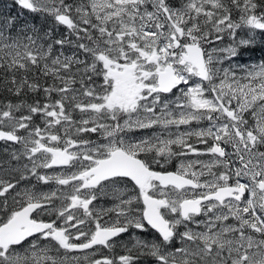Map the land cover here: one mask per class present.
<instances>
[{
    "label": "rangeland",
    "instance_id": "374dc122",
    "mask_svg": "<svg viewBox=\"0 0 264 264\" xmlns=\"http://www.w3.org/2000/svg\"><path fill=\"white\" fill-rule=\"evenodd\" d=\"M183 1L167 6L166 0H84L62 3L58 8V17L65 14L69 18L68 27L93 29L82 48L92 53L88 57L98 73L93 72L94 81L85 78L73 85L58 81V101L37 111L38 125L28 126L22 118L5 119L10 131L19 135V148L8 150L9 157L3 160L21 159L9 167L20 178L12 202L22 197L56 199L49 209L57 214V226L61 227L62 256L51 257L38 246L9 252L0 249V263L46 264L49 260L50 264H78V259L86 258L83 264H98L91 249L74 248L87 241L81 233L92 231L102 220V215L92 214L93 195L82 176L84 167L97 155L73 145L77 140L68 132L76 125L82 129L89 121L103 120L113 126L102 130L101 136L108 135L103 148L119 145L136 152L141 146L149 158L165 159L197 183L194 189L177 191L158 189L156 182H148L146 188L159 195L164 218L176 234L159 246L147 230L142 236L134 230L132 248L145 254L140 260L145 264H264V209L255 184V171L264 178V59L233 60L234 44L249 43L258 27L247 8L245 27H226L223 18L215 19L214 35L205 42V34L194 20L197 14L207 13L203 3L215 7L217 0ZM170 34L203 47L206 80H200L190 64H179L182 49L172 47ZM15 42L0 34V50L15 51L19 47ZM15 53L20 54V49ZM121 62L129 67V80L109 75L108 67ZM165 64L173 68L181 84L160 93L155 74ZM214 96L223 101V110ZM1 117L9 116L2 113ZM64 145H70L69 162L55 166L49 151L42 147L59 153ZM216 146L222 155L216 153ZM6 168L1 164L0 174L9 173ZM26 171L30 179L25 177ZM38 183H46V191L43 187L40 191ZM230 183L244 186L247 194L241 200L227 198L222 204L207 200L194 216L183 218L177 213L181 197L207 194ZM114 209L121 211L120 207ZM125 222L139 230L145 226L137 211Z\"/></svg>",
    "mask_w": 264,
    "mask_h": 264
},
{
    "label": "trees",
    "instance_id": "16d2710c",
    "mask_svg": "<svg viewBox=\"0 0 264 264\" xmlns=\"http://www.w3.org/2000/svg\"><path fill=\"white\" fill-rule=\"evenodd\" d=\"M83 1L0 0V34L16 41L19 45L16 49H20V54L15 53L16 49L12 52L5 47L0 50V128L10 130L9 125L5 123L7 118H22L28 126L35 124L37 111L46 103L50 108L58 101V81L69 83L68 85L85 78L94 81L93 76L98 71L91 66L93 59L88 57L92 53L82 48L90 41L86 36H89L93 29L84 30L80 25L68 27L69 24H64L57 16V10L62 3ZM183 2L166 0L165 3L167 6H178ZM217 2L215 7H208L203 3L207 13L197 14L194 20L205 34L202 36L205 42H209V35H214L211 32L215 19L223 18L226 27H245L243 14L249 8L247 13L256 23L257 33L247 44H234L233 60L263 61L264 0ZM69 56L74 59L69 61ZM44 63L49 64L50 68ZM2 113L9 117H1ZM38 124L40 123L35 125ZM68 135L73 136L69 132ZM12 148L14 147L9 150ZM3 149L7 151L5 147ZM3 155L0 154L2 157Z\"/></svg>",
    "mask_w": 264,
    "mask_h": 264
},
{
    "label": "flooded vegetation",
    "instance_id": "af4514ba",
    "mask_svg": "<svg viewBox=\"0 0 264 264\" xmlns=\"http://www.w3.org/2000/svg\"><path fill=\"white\" fill-rule=\"evenodd\" d=\"M176 41H177V46L175 48H177L178 46H181L182 51H183V48H182L183 44L196 43V42H185L184 43L182 42L181 38L179 40L177 39ZM199 46L203 48L201 45ZM180 55H181V52H180ZM121 63H117L115 67L119 68V65ZM110 67H113V66H110ZM110 67H108V70ZM128 71H129V67H128ZM215 99L218 102L221 109L223 110V107H224L223 101L219 100L217 97H215ZM111 123H112L111 121L106 122L103 120H96L95 122L89 121L85 125H83V126H86L87 128L81 129V125H76V129H74V131L69 130V133L73 135L71 137L77 140L76 141L77 143H74V142L72 143L73 145L76 146L78 144L79 147L87 148L88 155L90 154L97 155L93 163L84 167L82 176L85 177L86 183L88 184V187L91 189V192L93 195L92 196L93 199L91 200V207L95 209V211H93L92 214L102 215V220H100L99 224L94 226L92 231H86L84 233H81V238L84 239L85 237H87V241H81L80 244L74 245V248L75 249H83V248L91 249L93 251L92 257L93 259L97 260L98 264H145L144 261L140 260L142 255L145 256V254L142 253V255H140L138 253V250L135 249V247L132 248L133 239H132L131 234H133L134 230H135V233L141 236H142V232L144 233L145 230H147L146 232H149V236L150 234L154 236L155 238L154 242L159 243L160 244L159 246L166 244L168 240L170 238H174V235L176 234L175 227H171L173 231L172 235L167 237L166 239H161L160 236L146 224L145 226L143 225L144 226L143 229L140 228L139 230L137 229L138 226L132 225V223L130 222H127V223L125 222L126 217L135 211H137V213L141 215L142 217L143 205L141 201V196L145 194L150 197H154L156 199V207H157L158 212L163 218L166 216V214L163 211L162 206L160 207L162 202H161L159 195H157L150 189L146 188V186L148 185V182H150L151 180H147V182L142 187L135 186L128 179L123 178V177H111V178L101 180L95 184H91L90 176H87L84 173L88 168H90L91 166L95 164L97 159L106 157L108 153L114 149H121L129 155L139 158L143 162V164L151 170H156V171H169L170 170V171H175V172H178V171H176L173 164L166 163L165 159L162 160L161 157H155L154 159L149 158L148 157L149 154L144 153L141 150V146H139V150L136 152H133L132 150H126L119 145L109 147L108 149L103 148L101 144L104 140L107 139L108 135L101 136V133L103 132L102 131L103 129H108L110 127H113L111 126L112 125ZM10 132L17 135L16 142L0 140V154L1 155L4 154L3 157L0 156V159H1L0 165L2 164L3 166L8 167L6 169H8V172H9L6 174L5 172H3V175L0 174V180H3L6 182V183H0V225L3 224L7 219H9L17 210H19L25 204L35 202V203H38L39 205L29 213V219L33 221L46 222L48 223V226L44 230L30 235L16 244H10V245H7L6 247H0V249L3 251L9 252V251L16 250V249L20 250L26 247L33 248V247L38 246V250H44L45 253L49 254L51 257H60L62 256V246H63L62 244H64V240L61 238V231L59 229L61 227L57 226L59 224L58 220L56 219L57 214L52 213L49 209V206L56 205L55 203L56 199L48 200V199H45L44 197L23 199L22 197L12 202V200L15 198L13 194L16 193L14 189L17 187L16 185H19L20 178H19V174H16V171H13V169L9 170V167L11 168L10 165L16 164L21 159L19 158L9 159L8 162H4L5 160H3L5 158L4 156H6V158L9 157L7 153L10 147H14L12 148L13 150H16L17 148H19V142H18L19 135L16 132H13V131H10ZM3 147H5L7 151L3 149ZM69 147L70 145H64L61 147V150H60L61 153L65 152L64 154L67 155V163L69 162V159H70L68 155L70 151ZM42 148H44L46 151H49L50 158L52 159L55 165L56 163H55L54 158L58 155L57 151H54L52 148H49V147H42ZM82 157H84V155H82ZM24 162H28V161L25 159ZM25 173H26L25 177L30 179L31 177L29 176V172L26 171ZM23 180L25 179L23 178ZM257 180L264 181V178H260V176L258 175V177L256 178V181ZM23 183L26 184L25 181H23ZM37 185L40 191L42 190V187L45 188V190L43 191H46V188L48 187L46 183L44 184L38 183ZM228 185H232V183ZM155 187L158 189H168V188L175 189L172 186L161 187L157 183L155 184ZM184 188H187V187H183V188L175 189V190L181 191ZM234 193L235 195L237 194L236 192ZM258 193L261 196V192L259 190H258ZM246 194H247V190L244 187V190L242 191L238 199L241 200V198H243ZM203 195L204 194L202 195L192 194V195H185L181 198L182 199H193V198L201 197ZM57 197H60V194H58ZM181 198L179 202L182 200ZM226 199L227 198L223 199L218 204H222ZM212 201L214 202V200ZM4 202H5V205L3 206ZM179 202H178L177 213H179V215L183 218L198 214L200 210L203 208V206L205 205L204 202H201L199 203V211L197 213L185 212V214L182 215L179 209ZM43 207H46V210H44ZM119 207L121 208L120 212L114 209V208H119ZM98 212H102V214ZM117 216L120 217V221L118 222L115 221V218ZM164 219L166 220V218ZM109 220L111 221L113 220V222ZM89 224L91 225L92 222H90ZM102 229H110V230L112 229V230H115V232L111 237L104 239L102 241L101 237L103 236V234L107 233L106 231ZM76 236L77 234L74 235V237ZM142 246H145L147 248L149 247L147 245H142ZM143 250H146V249H143ZM145 258H147L148 261L151 260V258H148V257H145ZM85 261H87L86 258L78 259V264H83ZM46 264H50L49 260H47Z\"/></svg>",
    "mask_w": 264,
    "mask_h": 264
},
{
    "label": "water",
    "instance_id": "95a60500",
    "mask_svg": "<svg viewBox=\"0 0 264 264\" xmlns=\"http://www.w3.org/2000/svg\"><path fill=\"white\" fill-rule=\"evenodd\" d=\"M59 20L66 25L69 23V18L65 14H61ZM169 37L172 47L175 48L177 46V41L174 35L170 34ZM182 48L183 51L180 55L181 59L179 64L185 62L190 64L195 69L198 78L204 81L206 79V70L201 47L196 43H185L182 45ZM150 60L154 61V58ZM108 72L111 77H119L122 81L130 79L131 76L128 71V66L125 63H121L119 68L110 67ZM155 82L160 93H167L181 84V79L174 73L173 68L169 64H165L161 69L156 71ZM0 140L16 142L17 135L0 128ZM64 153L60 152L54 158L56 164L64 165L67 163V155ZM216 153L222 155L219 146H216ZM84 174L90 176L91 184L111 177H123L137 187H142L147 180L154 181L161 187L172 186L175 189L183 187L195 188L197 186V183L191 177L181 173L170 170H151L147 168L139 158L129 155L121 149H114L110 151L106 157L97 159L95 164L88 168ZM258 175L259 173L256 172L255 177H258ZM256 188L261 192L260 203L264 209V181L257 180ZM243 190L244 186L242 185L217 186L213 191L201 197L182 199L179 202V209L182 215H184L185 212L197 213L199 211V203L207 200H215L220 203L223 199L231 197L238 199ZM234 192L237 194L235 195ZM141 201L143 205V222L154 230L161 239H166L171 236L172 229L169 227L168 222L158 212L156 199L145 194L141 196ZM38 205L39 204L35 202L25 204L0 225V247L16 244L30 235L44 230L48 226L46 222L29 219V213ZM102 230L107 232L101 237L102 241L111 237L115 232V230L112 229Z\"/></svg>",
    "mask_w": 264,
    "mask_h": 264
},
{
    "label": "bare ground",
    "instance_id": "6f19581e",
    "mask_svg": "<svg viewBox=\"0 0 264 264\" xmlns=\"http://www.w3.org/2000/svg\"><path fill=\"white\" fill-rule=\"evenodd\" d=\"M186 176V175H185ZM189 177V176H188ZM197 187V186H196ZM167 221V220H166ZM169 225V224H168ZM170 227V226H169ZM171 228V227H170ZM172 233H173V231H172Z\"/></svg>",
    "mask_w": 264,
    "mask_h": 264
}]
</instances>
